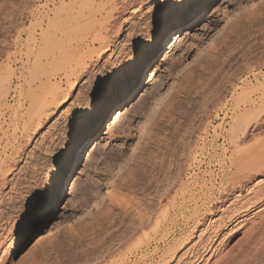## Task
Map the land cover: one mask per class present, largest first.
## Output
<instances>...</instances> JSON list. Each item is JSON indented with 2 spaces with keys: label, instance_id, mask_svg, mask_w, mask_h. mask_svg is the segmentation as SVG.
<instances>
[{
  "label": "rangeland",
  "instance_id": "374dc122",
  "mask_svg": "<svg viewBox=\"0 0 264 264\" xmlns=\"http://www.w3.org/2000/svg\"><path fill=\"white\" fill-rule=\"evenodd\" d=\"M102 2L0 0V61L10 72L0 88V167L10 165L5 188L18 195L0 218L37 215L0 230L4 264H173L219 213L216 128L225 132L235 109L264 119V0H105L93 13L113 20L109 60L76 73L68 88L61 81L58 107L41 104L50 51L71 47L73 23ZM27 32L33 49L9 50ZM253 130L252 138L264 136V126ZM112 187L103 210L96 202ZM258 207L234 228L263 215ZM263 232L261 250L241 264H264Z\"/></svg>",
  "mask_w": 264,
  "mask_h": 264
},
{
  "label": "bare ground",
  "instance_id": "6f19581e",
  "mask_svg": "<svg viewBox=\"0 0 264 264\" xmlns=\"http://www.w3.org/2000/svg\"><path fill=\"white\" fill-rule=\"evenodd\" d=\"M88 1L90 3L91 0H88ZM104 3H105V0H103L102 3H99V5L89 8L88 9L89 15L86 16L85 23L82 24L81 26L76 23L77 20L75 22L76 24L73 23V27H71V29L74 28L72 29V36H71V43L73 41V44L71 47L69 46L70 44L67 45L66 48L62 44H60L59 46L55 47L54 51H50L49 56L51 60L49 62L51 64L47 70H44L46 71L44 73L45 81L42 82L43 83L42 89L44 90L46 96L43 99H41V104H43V102H45L48 99L52 101L57 100L56 102H57V107H58L60 104H62V101L65 95L67 94L65 93L66 90L63 91L64 93L59 90V84H61L60 83L61 81H63L66 88H68V86L70 85L69 78H72L76 73H79L80 71H83L85 68L94 65L95 62L101 60L104 57L106 58V60H109V57L111 55L110 49L113 46L111 43L113 39H110L112 35H110L111 32H109V27L110 26L112 28L114 27L113 20L110 23L108 22L109 18L111 19L110 17L111 15H109V18L107 21V17H108L107 13H105L103 17H100V13H96V14L93 13L96 10H98V8L101 9ZM110 5H108V7ZM1 7L3 9L0 8V20L5 14L4 8L6 7V5L3 3ZM240 18L241 16L238 17V19ZM114 22L116 23V21ZM234 25H235V22L233 20L229 24H226L224 26L223 33L230 31V29H232ZM35 27H37L38 29L39 24L38 23L35 24ZM28 28L29 27L26 28L27 31H28ZM78 29L79 31L82 30L83 34H78L77 32ZM29 32H27L26 35H24L23 37L15 36L12 40H9V43H8L10 46L9 50L14 51V50H17L20 46H24L26 50L30 52L34 47L33 41L35 40L33 38L34 34L32 33L29 34ZM84 49H87V50L84 51ZM38 54H39V50H37V52L33 54L34 60H36L37 56L40 57ZM25 59L27 60L26 57ZM5 65L6 64L4 62V59L1 60L0 61V88L4 87L5 84L9 82L8 80H9L10 72L9 70H5L4 68ZM58 93L60 94L62 93V96L57 97L59 96ZM4 95H6V93H4ZM16 98H18V96ZM32 101L33 103H29V105L31 104V106L35 104V100H32ZM38 109H36L35 111H32L31 114L33 115V112L37 114ZM247 112L245 110L241 112L237 109L231 110L230 115H229L230 123L228 124L225 132L222 133V131L220 130L221 128L219 127L216 128L217 133H216L215 139L222 138L223 142L222 141L221 142L223 143V145L218 146L217 148V156H218L217 166L219 168L218 173L221 175V177H219L218 182H217V185H218L217 199L218 200L215 203L214 207H212L213 208L212 210L214 211V213L216 212L218 213V211L219 213L218 215L215 214L217 215L216 217L217 219L214 222L213 220L209 222L207 221L208 227L204 231L202 230L204 234H201L202 232H200L199 235L197 234L198 236L196 238V241L191 243V245L189 244L190 245L189 247L187 246L184 251L180 252V254H178L174 258L175 260L173 264H207L209 260H212V263L209 262L210 264H241L243 262L242 260H245V258L249 256L250 253L255 252L254 250L256 248L257 249L259 248L258 247L259 246L258 243L260 242L259 235L264 230L263 229L264 222H262L264 221V219H262V216L264 215L263 212L262 213L260 212L263 215L258 216L260 219H258V217L256 218L257 215L256 216L254 215L256 220L254 219L253 221L252 219L253 217H249L248 220H250V222L248 224H243L242 222H239V224L236 225L237 228H234L233 226V223L237 219L241 217L243 218L249 213H253L252 212L253 210H255L258 206L260 207L261 205L264 204V180H263L264 179V136L260 138L251 137L252 133H255L256 131V130L254 131L253 129L264 126V119L262 117L264 112H262L259 115L263 119L262 121L257 120L258 119L256 117L257 112L255 113L251 111L253 112V115H251V117H247L248 116ZM251 112H249L248 114H250ZM249 118H251V120L252 118H255L253 122L257 125H253V126H255L256 128H254L251 125L253 124L252 122L250 125H247L248 123L247 121L250 120ZM143 126L144 124L138 128L139 131L136 133V135H139L142 133L143 130H141V128ZM5 134H6V131H4L0 125V148H1L0 152H2L1 154L3 156L6 155V147L1 144V140H2L1 138L6 136ZM14 146L16 145L14 144ZM0 159L4 160L2 158ZM2 163H3V169H1L0 167V206L1 207L4 203L7 204L6 202H8L9 204L10 201L15 200L18 196L9 188H8L9 190L6 191L5 187L10 184V180H11L10 176L12 173L9 172L10 165H7L6 161L5 163L2 161ZM256 178H261L262 182L261 183L254 182L252 185H250ZM114 195H115L114 187L106 188L105 191L101 194V196H99L96 204L102 207L103 205L108 204L111 201V199L114 197ZM230 198H232V202L234 201L233 203H231V205L228 204L231 206V207L229 206L230 209L228 208L227 211H224L223 213H221L220 211L222 210H219V209L222 207L223 203L226 200L228 201ZM16 200L15 202H17ZM30 206H33V205L30 204ZM5 207L8 208V206H4L3 208ZM102 208L104 210L105 206H103ZM193 209H195V207ZM7 212L8 210L6 211V213ZM18 212L16 214H18ZM5 214L4 216H6ZM23 216L24 217L22 216L20 218L18 217V219L19 220L21 219L22 221L23 219L25 220L26 218H27L26 220L30 219V216L28 215H23ZM34 216H35L34 219L33 218L30 219V223H32L35 220L37 215H34ZM13 217H14V212H13L12 217L9 215V217L3 218L5 223L0 218L2 220V221L0 220V222L4 223L3 225L0 226V230L2 231L6 229L9 230L8 225L12 224L13 226L15 224V221L18 220ZM261 219L262 221H260ZM7 230H6V234L8 232ZM233 233L234 235L237 236L236 239L235 238L233 239L234 237ZM182 235L183 236L181 240H185L189 234L184 233ZM5 236L6 235L4 234L2 238L0 235V237L4 241L6 239V238L4 239ZM33 241L34 242H32V245H30L31 247H33L34 245L38 243V240H36V238H34ZM260 248H259V251L261 250ZM257 249H256V253L258 251ZM4 253H3V249L0 243V264H2L3 261H5V259L3 258ZM251 256L252 255H250V257Z\"/></svg>",
  "mask_w": 264,
  "mask_h": 264
},
{
  "label": "snow or ice",
  "instance_id": "6c2138e0",
  "mask_svg": "<svg viewBox=\"0 0 264 264\" xmlns=\"http://www.w3.org/2000/svg\"><path fill=\"white\" fill-rule=\"evenodd\" d=\"M42 222V218H39L38 220H37V227L39 226V224Z\"/></svg>",
  "mask_w": 264,
  "mask_h": 264
}]
</instances>
